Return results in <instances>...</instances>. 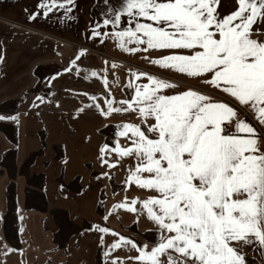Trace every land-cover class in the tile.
<instances>
[{
	"label": "snow or ice",
	"instance_id": "6c2138e0",
	"mask_svg": "<svg viewBox=\"0 0 264 264\" xmlns=\"http://www.w3.org/2000/svg\"><path fill=\"white\" fill-rule=\"evenodd\" d=\"M219 3L118 0L102 22L112 30H92L93 37H110L128 54L157 51L145 60L205 86L131 71L130 99L106 100L104 108L94 105L104 117L129 113L139 121L117 125L116 136L130 144L117 141L111 149L104 144L99 152L109 168L115 167L104 159L109 151L116 153L117 163L135 160L125 191L134 184L150 194L144 199L126 196L112 209L145 215L156 232L149 248L94 226L113 237L106 257L128 247L137 253L128 259L137 264H247L245 246L255 243L264 249V133L245 118L251 112L264 127V31L253 28L258 21L264 25V0H235L234 10L224 15ZM71 5L73 0H41L37 7L48 16L56 8L70 13ZM124 18L130 26H123ZM72 70L80 71L74 62L64 69ZM110 264L123 261L111 257Z\"/></svg>",
	"mask_w": 264,
	"mask_h": 264
},
{
	"label": "crops",
	"instance_id": "0c3cea01",
	"mask_svg": "<svg viewBox=\"0 0 264 264\" xmlns=\"http://www.w3.org/2000/svg\"><path fill=\"white\" fill-rule=\"evenodd\" d=\"M40 3L0 0V264H110L117 256L123 264H137L128 259L137 255L128 247L106 257L113 237L94 226L129 237L125 228L134 225L142 235L156 236L145 215L112 209L126 196L144 199L150 194L134 184L125 191L135 160L117 163L116 153L109 151L104 159L115 164L109 168L99 152L104 144L110 149L117 141L120 146L130 144L116 134L109 140L107 129L139 121L129 113L104 117L94 105L104 108L106 100L130 99L131 71L180 79L194 88L205 86L145 60L159 55L157 51L128 54L110 37H93L94 28L112 30L98 22L95 0H73L70 13L56 8L48 16L37 7ZM234 7L235 0H220L218 11L224 15ZM33 13L37 15L29 19ZM123 26H130L126 18ZM258 26L264 31L259 21L253 28ZM70 62L80 71L65 72ZM92 71L98 75L91 77ZM245 118L264 133L251 112ZM154 240L145 237L138 243L151 248ZM243 253L247 264H264V249L257 244L245 246Z\"/></svg>",
	"mask_w": 264,
	"mask_h": 264
},
{
	"label": "rangeland",
	"instance_id": "374dc122",
	"mask_svg": "<svg viewBox=\"0 0 264 264\" xmlns=\"http://www.w3.org/2000/svg\"><path fill=\"white\" fill-rule=\"evenodd\" d=\"M118 3V0H95V14H96V18L98 20V22L102 23L103 19L106 18V16L109 13V9L116 6ZM117 129H107L106 133L108 136V139H113L115 137ZM98 211H102V203L99 205ZM125 233L129 236V237H133L135 240H137L138 242H142L143 238L146 237V239L151 238V240L155 239V235L154 234H150V235H142L136 228L134 225L131 226H127L125 228Z\"/></svg>",
	"mask_w": 264,
	"mask_h": 264
}]
</instances>
